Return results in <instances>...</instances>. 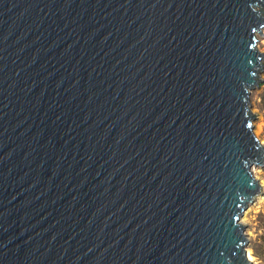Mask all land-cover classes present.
<instances>
[{"label": "water", "instance_id": "water-1", "mask_svg": "<svg viewBox=\"0 0 264 264\" xmlns=\"http://www.w3.org/2000/svg\"><path fill=\"white\" fill-rule=\"evenodd\" d=\"M258 34L264 0H0V264H253Z\"/></svg>", "mask_w": 264, "mask_h": 264}, {"label": "rangeland", "instance_id": "rangeland-1", "mask_svg": "<svg viewBox=\"0 0 264 264\" xmlns=\"http://www.w3.org/2000/svg\"><path fill=\"white\" fill-rule=\"evenodd\" d=\"M260 40L258 47L264 51V38L258 34ZM250 105L252 113L255 115L253 125L257 137L264 140V83L261 88L256 85L250 93ZM256 179L261 185V192L249 203L241 218V222L246 226V234L249 238L248 250L254 257L253 264H264L263 259H259L253 253L252 246L260 245V236L264 234V164L252 167Z\"/></svg>", "mask_w": 264, "mask_h": 264}, {"label": "trees", "instance_id": "trees-1", "mask_svg": "<svg viewBox=\"0 0 264 264\" xmlns=\"http://www.w3.org/2000/svg\"><path fill=\"white\" fill-rule=\"evenodd\" d=\"M261 244L260 245H253V253L255 256H257L259 259L264 260V234L260 236Z\"/></svg>", "mask_w": 264, "mask_h": 264}, {"label": "bare ground", "instance_id": "bare-ground-1", "mask_svg": "<svg viewBox=\"0 0 264 264\" xmlns=\"http://www.w3.org/2000/svg\"><path fill=\"white\" fill-rule=\"evenodd\" d=\"M261 143L264 144V140L261 141ZM250 253H251V252H249V259L252 260V261H254V257H253Z\"/></svg>", "mask_w": 264, "mask_h": 264}, {"label": "snow or ice", "instance_id": "snow-or-ice-1", "mask_svg": "<svg viewBox=\"0 0 264 264\" xmlns=\"http://www.w3.org/2000/svg\"><path fill=\"white\" fill-rule=\"evenodd\" d=\"M247 126H248V128H249V129H251V128H252V124H251V122H250V121L248 122V125H247ZM257 187H258V186H257Z\"/></svg>", "mask_w": 264, "mask_h": 264}]
</instances>
